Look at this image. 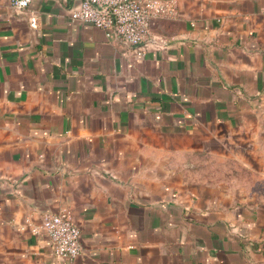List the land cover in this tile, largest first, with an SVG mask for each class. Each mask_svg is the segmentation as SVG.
<instances>
[{
    "label": "crops",
    "instance_id": "crops-1",
    "mask_svg": "<svg viewBox=\"0 0 264 264\" xmlns=\"http://www.w3.org/2000/svg\"><path fill=\"white\" fill-rule=\"evenodd\" d=\"M174 1L141 55L0 0V264H264V0ZM62 209L73 260L31 230Z\"/></svg>",
    "mask_w": 264,
    "mask_h": 264
},
{
    "label": "built area",
    "instance_id": "built-area-1",
    "mask_svg": "<svg viewBox=\"0 0 264 264\" xmlns=\"http://www.w3.org/2000/svg\"><path fill=\"white\" fill-rule=\"evenodd\" d=\"M31 1L11 0V3L21 13ZM177 14L174 0H81L71 10L70 17L74 21L93 24L104 30L108 37L136 47L142 55L156 21ZM37 22V17L32 16V26H37ZM31 230L36 234L46 233L58 257L73 260L82 253L81 229L68 209L43 214L39 224H31Z\"/></svg>",
    "mask_w": 264,
    "mask_h": 264
}]
</instances>
